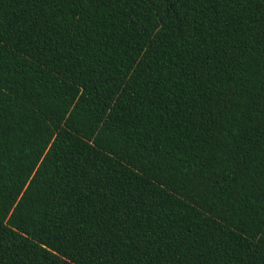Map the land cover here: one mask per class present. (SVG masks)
Instances as JSON below:
<instances>
[{"label":"trees","instance_id":"obj_1","mask_svg":"<svg viewBox=\"0 0 264 264\" xmlns=\"http://www.w3.org/2000/svg\"><path fill=\"white\" fill-rule=\"evenodd\" d=\"M0 264H264V0H0Z\"/></svg>","mask_w":264,"mask_h":264}]
</instances>
